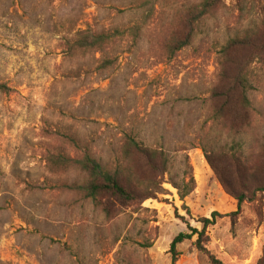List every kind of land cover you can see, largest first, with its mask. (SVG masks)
<instances>
[{
  "label": "rangeland",
  "instance_id": "374dc122",
  "mask_svg": "<svg viewBox=\"0 0 264 264\" xmlns=\"http://www.w3.org/2000/svg\"><path fill=\"white\" fill-rule=\"evenodd\" d=\"M141 1L0 0V264H171L172 239L188 225L200 230L198 221L213 213L211 254L226 264H264V63L251 65L252 107L241 132L227 134L210 119L218 54L259 23L264 0H223L172 58L166 45L183 28L185 0ZM235 6L248 7L239 15ZM134 25L136 37L116 40L103 55L67 44L84 30ZM56 131L105 167L123 135L162 146L169 169L156 180L160 193L105 217L61 188L82 177L51 167L49 157L81 151ZM170 182L193 189L181 200ZM240 184L246 199L234 214ZM178 251L179 264H208L193 240Z\"/></svg>",
  "mask_w": 264,
  "mask_h": 264
},
{
  "label": "trees",
  "instance_id": "16d2710c",
  "mask_svg": "<svg viewBox=\"0 0 264 264\" xmlns=\"http://www.w3.org/2000/svg\"><path fill=\"white\" fill-rule=\"evenodd\" d=\"M223 0H185L181 5L183 15V28L171 33L166 45L170 58L175 54L190 47L197 28L210 14L218 8ZM243 2V1H242ZM237 0L238 4L242 3ZM141 7L152 6L151 0H142ZM140 7V9H141ZM239 15L248 6H235ZM258 9V7H257ZM261 20L250 28L235 34L228 39L218 54V71L216 81L210 89V99L216 102L210 119L221 121L224 131L230 135H237L248 123V112L251 103L248 92L250 90L251 65L259 61L264 63V6L258 9ZM140 31L138 25L130 28H113L102 32L84 30L77 32L73 39H67L70 49L81 52H99L101 55L108 46L116 40L126 36L136 37ZM103 68L107 67L109 60L103 61ZM0 89H6L0 85ZM61 142L69 144L81 151L79 156L71 157L59 150L48 159L51 167L73 169L82 177L79 182L71 185L62 184L61 188L79 194L84 200L90 201L105 217L116 216V211L124 206H139L143 201L154 198L161 189L156 182L158 177L167 175L169 162L165 150L160 145H145L129 135H123L117 147V157L111 166H102L93 158L86 148L80 150L78 141L70 133L56 131ZM211 166V162H208ZM235 166H238L236 163ZM240 167H242L239 164ZM215 173V169L212 166ZM240 174V172L238 173ZM218 181L222 184L221 174H217ZM177 189L179 198L184 199L192 187L182 190L174 182H170ZM192 183V180H190ZM235 196L236 212L239 213L246 196L244 187L239 185ZM226 189H228L226 187ZM233 189V188H231ZM264 191V187L260 188ZM112 208L115 211H112ZM218 214L213 213L211 219L202 218L198 221L200 230L187 226L186 232L176 235L170 245L169 254L171 264H179L178 246L185 241H192L193 246L208 264H226L217 256L211 254L206 247V230L212 226ZM124 264H131L126 261Z\"/></svg>",
  "mask_w": 264,
  "mask_h": 264
}]
</instances>
